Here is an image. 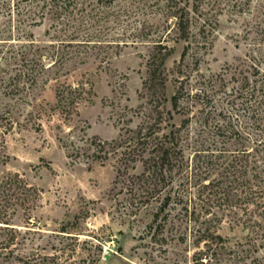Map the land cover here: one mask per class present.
Returning <instances> with one entry per match:
<instances>
[{"label": "rangeland", "instance_id": "rangeland-1", "mask_svg": "<svg viewBox=\"0 0 264 264\" xmlns=\"http://www.w3.org/2000/svg\"><path fill=\"white\" fill-rule=\"evenodd\" d=\"M129 1H119L117 10ZM154 12L137 19L138 26L149 27L142 39H123L128 46L105 48L100 55L89 51L81 60L47 72L44 68L59 60L58 22L30 0H0V264H37L44 258V264H197L196 255L206 249L196 243L200 223H171L152 239L154 202L148 203L139 186L132 185L142 164L128 163L123 174L124 149L107 147L105 159L98 143H119L126 132L138 129L151 106L158 105L167 120L178 79L191 74L194 84L199 72L207 77L226 74V84L212 94L207 110H215L216 121H231L243 131L251 151V107L257 104L244 97L229 101L228 94L240 83L231 80L229 69L248 60L250 53L260 58L264 34L256 32L251 11L226 12L219 16L200 66L194 67L189 57L186 72L178 74L185 43L171 31L175 21L169 20L172 28L166 34V19ZM113 32L122 34L117 28ZM152 52L169 54L162 68L165 89L156 91L153 103V91L146 89ZM247 75L255 80L251 72ZM63 85L77 91L70 113L58 108L56 90ZM190 105L188 116H201L203 106ZM188 116L176 115L173 122L180 125ZM215 212L219 218L211 230L228 245L246 243L247 228L231 223L222 210Z\"/></svg>", "mask_w": 264, "mask_h": 264}, {"label": "trees", "instance_id": "trees-1", "mask_svg": "<svg viewBox=\"0 0 264 264\" xmlns=\"http://www.w3.org/2000/svg\"><path fill=\"white\" fill-rule=\"evenodd\" d=\"M30 1L42 11L47 10V16L51 15L53 21L58 22L62 33L59 60L44 68L47 72L57 64L81 60L89 51H97L100 55L105 48L128 46L126 41L121 43L123 39H142L149 27L145 24L138 26L136 22L149 10H155L159 19H166V34L172 28L169 20L175 21L171 31H175L178 40L185 43L178 74L186 72L184 67L187 68L189 57L194 61V67L200 66L201 54L210 46L219 16L226 12L235 15L251 11L256 32L260 30L264 34V0H130L122 11L117 10L121 0ZM116 28L121 35L113 32ZM72 48H75L73 52ZM168 55L152 52L149 56L146 89L153 91L152 98L159 88L165 89L162 68ZM259 55L260 58L250 53L248 60L229 69H232L231 80L240 82L238 89L228 94L229 101L236 102L244 97L257 104L251 107V120H254L251 123V151L243 131L231 121H216L215 110H207L213 100L212 94L217 92L220 84H226V74L207 77L199 72L194 84L191 83V74L178 79L177 91L169 99L171 110L166 113L167 120L158 105L151 106L144 112L138 129L126 132L119 143H98L99 151L106 153L105 159L109 155L107 147L124 149L121 152L123 174L129 168L128 163L139 161L142 164L143 171L134 176L132 185L139 186L148 203L154 202L153 221L149 226L152 239L171 223H200L196 243H204L206 249L196 255L197 264L208 261L210 264H247L250 257L251 264H264V71L261 68L264 54L259 52ZM250 72L254 81L247 75ZM250 84H253L251 91L245 97L244 90ZM76 92L69 85L57 88L58 108L63 113H70ZM195 103L203 106L201 116L196 118L194 114L188 116L194 107L190 104ZM176 115L188 117L177 125L173 122ZM194 120L198 125L196 128H193ZM213 121L216 122L212 124ZM163 123H166L164 127ZM194 190L196 194H193ZM201 203L202 208L198 209ZM216 210L230 216L231 223L247 228L246 243L228 245L222 236L211 230L212 223L219 218ZM172 211L176 212L173 217ZM181 238L183 240V236ZM260 248L263 249L261 257L258 256ZM45 260L37 261V264H44Z\"/></svg>", "mask_w": 264, "mask_h": 264}]
</instances>
